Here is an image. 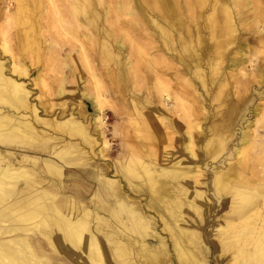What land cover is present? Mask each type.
<instances>
[{"label":"bare ground","instance_id":"6f19581e","mask_svg":"<svg viewBox=\"0 0 264 264\" xmlns=\"http://www.w3.org/2000/svg\"><path fill=\"white\" fill-rule=\"evenodd\" d=\"M3 16L0 264H264V103L237 142L233 123L264 81L245 69L264 0H8ZM31 31L53 77L13 53Z\"/></svg>","mask_w":264,"mask_h":264},{"label":"rangeland","instance_id":"374dc122","mask_svg":"<svg viewBox=\"0 0 264 264\" xmlns=\"http://www.w3.org/2000/svg\"><path fill=\"white\" fill-rule=\"evenodd\" d=\"M7 2H8V0H0V24H3V21H4L3 12L5 11V7H6ZM14 8H15V4L11 3V6H10L11 12H12V10ZM38 23L41 26V23L40 22H38ZM17 28H18V25H16V24H14V26H13L12 23L9 25V28H8L9 38L12 37L15 33H17ZM30 33H31V35L34 38L33 45L32 46L27 45L25 47V49H24L22 47V45H20V43L18 41V38H16L17 47L13 48V53H16V57L19 60L22 57V60H21L22 62H20V63H22V65H26V68L30 69V71L34 70L35 72H39L40 69H42L43 66H45L46 70H47L49 68L46 65L47 64V62H46L47 45H46V42H44L45 37L44 36L37 37L38 36L37 33H40V31H31ZM0 35H1V33H0ZM262 37L264 39V33H263ZM39 38L43 39V43H41ZM258 39H259V37H258L257 33H247V34L243 35L242 38H241V40L247 41L248 45L251 46V47L258 46L260 44V43H258ZM14 43H15L14 42V38L12 37L11 38L10 48L13 47ZM235 45L236 44H234V43L231 45L232 49L235 48ZM66 50H67V47H63V49L60 51V53L64 54V52ZM9 53H10L9 51H7L6 53H2L5 56V57L2 56L3 57L2 59H5L4 63H5V65L7 67H8V60H6V57L9 56ZM248 53L249 54H247V56H249L252 61L251 62L247 61L245 63L246 64V68H245L246 71L252 73V72H255L258 68H260V66H264V63H263L264 62V51L262 53H258L257 55L253 51H252V54H250L251 52H248ZM47 72L49 73V75L51 77H53L54 73L50 69ZM30 75L28 76V74H27L25 76H22V79L23 80L26 79L25 82H27L30 87H33V92H37L36 93V95H37L38 92H39V86H33L32 85V82L29 79ZM229 80H230V84L226 85L223 89L226 90L227 92L229 91L231 96H233L232 93H234L238 89V88L234 87V85H237V82L234 81V80H237V79H236V77H231V78H229ZM251 84H252V88L249 91V93L247 94L248 95L247 96V101H246L247 109L245 111V117L243 118L242 121L238 122L237 121V117L235 116V119L233 121L234 127H235L234 142H237V137H238V135L240 133L241 128L245 125L246 121L248 119L250 120V119L253 118V112H252L253 110L252 109L255 108L258 103L261 106L264 103V93L263 94H258V92L256 91L257 88L260 91L264 90V81L261 83L260 87H257V85H256L257 83L255 81H252ZM76 90H77V85H75L74 83L69 84V85L65 84V92H67V93H65L64 98L66 99L65 103L67 105L69 104V107H73L74 106L75 100L73 99V97H74V94H75ZM36 95H34V97H36ZM35 99H37V102L40 101V100H47V99L48 100H52V101L56 100V103L59 102L58 95L56 96L52 92H49L43 98L38 97V98H35ZM225 103H227V101H224V102L222 101V104L224 105L223 109L226 107ZM212 104H214L216 106L217 103H215L213 101ZM236 104L240 105L241 103H237L236 102ZM237 110H239V109H237ZM106 111L109 112L108 116H110L112 114L110 112V110H106ZM107 122H108L107 123L108 128H107V133H106L107 134V138L109 139L110 145H114V144L118 143V140L116 138L112 137V134H111L112 125L115 124V119L109 117L107 119ZM260 130H261V128H260ZM115 148H116V145H115ZM111 155L115 156L116 153H112ZM214 204H215V206H217L218 203L215 202ZM212 217L213 216L209 217L210 221H209L206 229L204 230L205 237L207 239L214 238V234H215L214 224L212 225V223H211V218ZM211 263L213 264V262H211Z\"/></svg>","mask_w":264,"mask_h":264}]
</instances>
